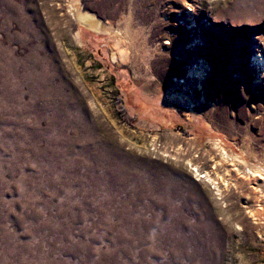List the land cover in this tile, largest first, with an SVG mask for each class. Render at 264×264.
I'll return each mask as SVG.
<instances>
[{"label": "rangeland", "instance_id": "374dc122", "mask_svg": "<svg viewBox=\"0 0 264 264\" xmlns=\"http://www.w3.org/2000/svg\"><path fill=\"white\" fill-rule=\"evenodd\" d=\"M78 1L124 64L72 0H0V264H264V0Z\"/></svg>", "mask_w": 264, "mask_h": 264}, {"label": "bare ground", "instance_id": "6f19581e", "mask_svg": "<svg viewBox=\"0 0 264 264\" xmlns=\"http://www.w3.org/2000/svg\"><path fill=\"white\" fill-rule=\"evenodd\" d=\"M69 11H70L69 14L70 16L72 15L73 22L76 26L81 27L83 29L93 31V32H102L104 29L108 37L107 39L110 40L111 46H112L111 47V60L119 65L125 63L126 61L125 52L126 51L125 52L123 51L122 46L125 44L130 45L133 42V36H131L130 29L128 26L122 28L121 30H115V28H113V26L109 22L100 18L92 10L86 9L85 7H83L81 3H79L78 0H72V2L69 5ZM257 56L259 57V59ZM254 62L257 64L258 69L262 67V70H264V62L261 59V53L259 51L256 53V57L254 56ZM207 70H208L207 64L204 61L199 60L195 66H190V69L187 72L188 76L186 78L187 79L190 78L191 79L190 82H192L193 80H195L196 82H200L205 77ZM174 82H177L178 84L183 85L182 89L180 90L170 89V90L165 91L164 95L162 96V101L164 103H166L167 101H172V100L174 101V99L183 100V98H185L184 93L186 92L185 88L187 87L186 86L187 82H185V80H179V79L178 80L174 79ZM239 150H240L239 156H231V160L234 163H237L241 166H245L247 165V161H246L247 154L245 153L243 149L240 148ZM231 166H234V165L231 163L230 167ZM233 171H236L241 175L240 171L238 170V168H235V166H234ZM245 174H246L245 177H247V175L248 176L250 175L254 178H257L259 181H263L262 183H264V177H263L264 176V164L261 163V166L257 165L256 167H251V168L245 167ZM205 175L206 176H202L200 178H207L210 181V179L207 177V174ZM244 182H246V180ZM212 184L214 185V188H215L216 184L214 183ZM259 186L258 187L254 186V187H255V190H257V192L261 194L260 198L262 199L264 197V189H263V185L260 184ZM252 193H254V191H252ZM257 207L261 208L259 204L256 206V208ZM258 211H260V209ZM259 216L261 217L260 213H259ZM259 221H262V220L259 219Z\"/></svg>", "mask_w": 264, "mask_h": 264}]
</instances>
